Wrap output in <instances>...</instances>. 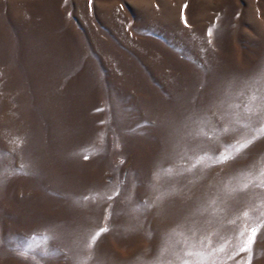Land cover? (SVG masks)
I'll return each instance as SVG.
<instances>
[{"label": "rangeland", "instance_id": "374dc122", "mask_svg": "<svg viewBox=\"0 0 264 264\" xmlns=\"http://www.w3.org/2000/svg\"><path fill=\"white\" fill-rule=\"evenodd\" d=\"M252 229L264 264V0H0V264H248Z\"/></svg>", "mask_w": 264, "mask_h": 264}, {"label": "snow or ice", "instance_id": "6c2138e0", "mask_svg": "<svg viewBox=\"0 0 264 264\" xmlns=\"http://www.w3.org/2000/svg\"><path fill=\"white\" fill-rule=\"evenodd\" d=\"M212 34V30L211 29H209V35H211ZM252 114H254L253 113V110L252 109H248V108H246V110H245V116H250V115H252ZM224 131L225 132H227L228 131V129L227 128H225L224 129ZM249 143H251V141H249ZM241 149L242 148H245V147H247V145L246 144H242L241 146ZM88 157L86 156L85 157V159H87ZM229 157H223V159H228ZM201 162V158H198L197 159V163H200ZM222 162V161H221ZM193 166H195V165H193ZM107 229L106 228H101L97 233H96V235L95 236H93L92 237V241L94 242L104 231H106ZM256 233H257V229H252L251 230V235L249 236V238H248V240H247V242H246V246L245 247H242L241 249H240V251H247V252H249L250 254H249V257H248V264H251V260H252V256H251V246H252V243L254 242V240H255V238H256ZM91 246V245H90ZM22 255H27V252L25 251L24 253H21Z\"/></svg>", "mask_w": 264, "mask_h": 264}]
</instances>
